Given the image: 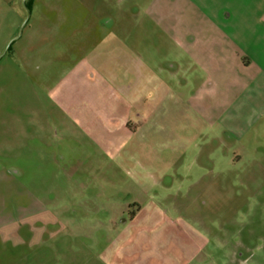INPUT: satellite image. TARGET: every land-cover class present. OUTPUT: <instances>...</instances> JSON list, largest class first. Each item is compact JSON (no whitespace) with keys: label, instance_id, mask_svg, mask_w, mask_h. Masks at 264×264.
I'll use <instances>...</instances> for the list:
<instances>
[{"label":"rangeland","instance_id":"1","mask_svg":"<svg viewBox=\"0 0 264 264\" xmlns=\"http://www.w3.org/2000/svg\"><path fill=\"white\" fill-rule=\"evenodd\" d=\"M176 24V0H0V264H264V100L206 113Z\"/></svg>","mask_w":264,"mask_h":264},{"label":"crops","instance_id":"2","mask_svg":"<svg viewBox=\"0 0 264 264\" xmlns=\"http://www.w3.org/2000/svg\"><path fill=\"white\" fill-rule=\"evenodd\" d=\"M176 3V27L167 29L178 45L173 73L200 85L194 98L212 101L200 107L211 114L245 94L256 103V89L264 100V0Z\"/></svg>","mask_w":264,"mask_h":264}]
</instances>
